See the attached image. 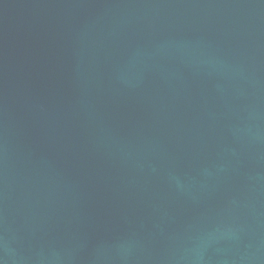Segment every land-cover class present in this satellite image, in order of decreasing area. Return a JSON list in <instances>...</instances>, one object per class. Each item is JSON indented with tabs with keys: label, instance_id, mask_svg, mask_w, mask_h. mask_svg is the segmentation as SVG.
I'll list each match as a JSON object with an SVG mask.
<instances>
[{
	"label": "water",
	"instance_id": "obj_1",
	"mask_svg": "<svg viewBox=\"0 0 264 264\" xmlns=\"http://www.w3.org/2000/svg\"><path fill=\"white\" fill-rule=\"evenodd\" d=\"M0 264H264V0H0Z\"/></svg>",
	"mask_w": 264,
	"mask_h": 264
}]
</instances>
